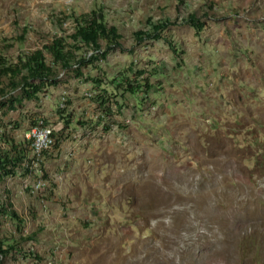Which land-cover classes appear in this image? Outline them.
<instances>
[{
	"label": "rangeland",
	"instance_id": "rangeland-1",
	"mask_svg": "<svg viewBox=\"0 0 264 264\" xmlns=\"http://www.w3.org/2000/svg\"><path fill=\"white\" fill-rule=\"evenodd\" d=\"M62 1L0 0L1 55L69 33L51 25ZM100 5L115 42L66 67L47 56L37 99L0 72L5 139L39 117L60 128L0 177V264H264V0L70 10Z\"/></svg>",
	"mask_w": 264,
	"mask_h": 264
},
{
	"label": "trees",
	"instance_id": "trees-1",
	"mask_svg": "<svg viewBox=\"0 0 264 264\" xmlns=\"http://www.w3.org/2000/svg\"><path fill=\"white\" fill-rule=\"evenodd\" d=\"M102 11L103 7L99 6L89 11V13H79L74 17L75 27L68 37L69 40L65 37L55 36L45 41L40 48H37L33 52L18 55L16 62H9L4 55L0 54V72L7 75L8 85L20 86V84H26L30 90L23 89L25 97L31 98L33 96V99H37L35 95L47 84L44 81L47 78L46 73L48 74L51 71L46 55H49L53 62H59L63 67H66L71 62H75V51L81 49H99L101 47L100 41H104L107 44L114 43L119 35L115 27L105 24L106 20ZM192 16L191 14V19ZM157 20L143 31L145 35L157 30ZM192 24L195 26L197 32L204 26L203 23H194L193 21ZM22 31L25 33L26 28H23ZM16 38L17 40L23 39L21 35ZM82 59L83 57L80 55V60L77 61L78 64H81ZM78 64L75 69L80 73ZM17 78L20 79L19 82ZM30 78H38V83L29 82ZM113 82L116 86L117 79ZM0 91H2L1 87ZM4 134V131L0 132V144H2L0 146V177H6L15 173L19 169L18 166H21L22 157L24 156L23 150H18L17 148V144L21 141L17 143L12 138L5 139ZM2 210L3 206L0 205V211Z\"/></svg>",
	"mask_w": 264,
	"mask_h": 264
},
{
	"label": "built area",
	"instance_id": "built-area-1",
	"mask_svg": "<svg viewBox=\"0 0 264 264\" xmlns=\"http://www.w3.org/2000/svg\"><path fill=\"white\" fill-rule=\"evenodd\" d=\"M73 2L74 0L62 1L61 9H60L62 11L58 15L55 14L51 22V25H54L55 27L60 28V29H62L63 27H68L70 32L59 34V35H51L50 39H52L55 36H61L69 40L68 37L74 31V27H75L73 19L79 14V12L77 11L70 10L71 7L73 6ZM26 32H27V29H26ZM21 33H22L21 36L24 38V35L26 33H23V31H21ZM6 39L8 40V38ZM40 46H42V44ZM37 48H40V47H37ZM36 49H33L29 51L28 53H31ZM100 53H101L100 49H91L89 50L88 55L96 56V55H99ZM46 56L49 57V55H46ZM66 101H67L66 97L63 96L59 103V107H60L59 109L64 107V103ZM56 131L57 130L43 117L37 118L32 123V125L28 127V129L26 130L24 134L25 141H23V143H20V145H17L18 150H23V155H24L22 157V162L25 163V165L21 167V170H23L24 172L26 171L28 172V168H30V164L36 161V158L39 155V153H42L43 151H45V149L50 148L53 145L54 133ZM26 156H30L29 159H26L25 158ZM34 187L35 188L39 187V181L35 183Z\"/></svg>",
	"mask_w": 264,
	"mask_h": 264
},
{
	"label": "crops",
	"instance_id": "crops-1",
	"mask_svg": "<svg viewBox=\"0 0 264 264\" xmlns=\"http://www.w3.org/2000/svg\"><path fill=\"white\" fill-rule=\"evenodd\" d=\"M55 129H56V130H59L60 128H57L56 125H55Z\"/></svg>",
	"mask_w": 264,
	"mask_h": 264
}]
</instances>
